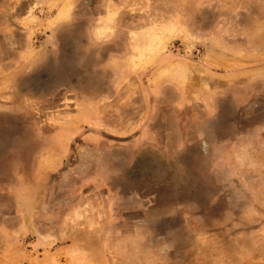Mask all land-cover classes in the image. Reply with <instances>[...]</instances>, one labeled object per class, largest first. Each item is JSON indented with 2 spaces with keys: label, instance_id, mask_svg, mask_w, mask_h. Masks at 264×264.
Wrapping results in <instances>:
<instances>
[{
  "label": "rangeland",
  "instance_id": "obj_1",
  "mask_svg": "<svg viewBox=\"0 0 264 264\" xmlns=\"http://www.w3.org/2000/svg\"><path fill=\"white\" fill-rule=\"evenodd\" d=\"M0 264H264V0H0Z\"/></svg>",
  "mask_w": 264,
  "mask_h": 264
}]
</instances>
